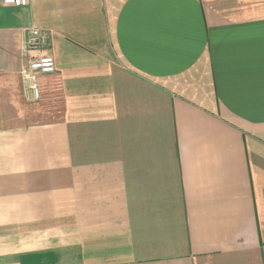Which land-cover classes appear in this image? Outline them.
<instances>
[{
    "label": "crops",
    "instance_id": "0c3cea01",
    "mask_svg": "<svg viewBox=\"0 0 264 264\" xmlns=\"http://www.w3.org/2000/svg\"><path fill=\"white\" fill-rule=\"evenodd\" d=\"M0 264H264V0L0 5Z\"/></svg>",
    "mask_w": 264,
    "mask_h": 264
},
{
    "label": "built area",
    "instance_id": "2783aa9c",
    "mask_svg": "<svg viewBox=\"0 0 264 264\" xmlns=\"http://www.w3.org/2000/svg\"><path fill=\"white\" fill-rule=\"evenodd\" d=\"M30 0H0L3 6H24ZM25 55L28 56V64L21 69L27 93L34 99L40 97L38 76L50 74L55 71V59L48 48V37L40 28L32 27L28 31L25 44Z\"/></svg>",
    "mask_w": 264,
    "mask_h": 264
}]
</instances>
